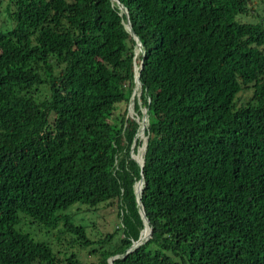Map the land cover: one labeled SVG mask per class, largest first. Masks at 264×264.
Segmentation results:
<instances>
[{"label":"trees","instance_id":"trees-1","mask_svg":"<svg viewBox=\"0 0 264 264\" xmlns=\"http://www.w3.org/2000/svg\"><path fill=\"white\" fill-rule=\"evenodd\" d=\"M120 2L0 13V264H264L263 21L238 19L250 0ZM113 205L111 232L78 221Z\"/></svg>","mask_w":264,"mask_h":264},{"label":"rangeland","instance_id":"rangeland-1","mask_svg":"<svg viewBox=\"0 0 264 264\" xmlns=\"http://www.w3.org/2000/svg\"><path fill=\"white\" fill-rule=\"evenodd\" d=\"M9 0H0V13L2 22L1 25L4 28L12 27V23L8 20L6 12L7 3ZM250 6L255 8L256 11L249 15H240L238 19L243 22H258L263 21L264 23V0H250ZM140 49V48H139ZM138 49V51H139ZM141 91L140 86H136L134 95L132 96L130 103L128 104V117L136 115L134 98L135 95L140 97ZM251 94V89L242 93L243 98H247ZM145 146H139L135 157L142 161ZM140 154V158L138 156ZM85 207H82V209ZM75 209V207H73ZM78 221L88 225V231L93 237H98L101 233L111 232L120 225V218L118 217V209L116 205L101 207L100 210H82L77 214ZM87 264H95L96 259L92 256L85 257Z\"/></svg>","mask_w":264,"mask_h":264},{"label":"water","instance_id":"water-1","mask_svg":"<svg viewBox=\"0 0 264 264\" xmlns=\"http://www.w3.org/2000/svg\"><path fill=\"white\" fill-rule=\"evenodd\" d=\"M115 1L120 5V8L122 9V11H126L125 6L120 2V0H115ZM128 29L131 31V34L134 35V36L136 37L137 41H138V40H139V37L135 34V32H134V30L132 29V26H131L130 24H128ZM138 45H139L140 50H142V47H143V46H142V43H138ZM135 81H136V85H138V84L141 85L140 75H137ZM132 99H133V97H132ZM144 121H145V119H144ZM133 157H134L136 160L139 161V159L136 158L134 155H133ZM143 182H144V178H142V179L139 181V185H138V192H139V193H140V191H141V188H142V184H143ZM139 204L142 205V202H141V198H140V196H139ZM147 221H148V218H147ZM151 234H152V229L149 231V234H148V236H147L146 238H143V236H141L137 241H135L134 244H133V247H136V246H137L142 240H147V238H148L149 236H151ZM111 263L114 264L113 258L111 259Z\"/></svg>","mask_w":264,"mask_h":264},{"label":"bare ground","instance_id":"bare-ground-1","mask_svg":"<svg viewBox=\"0 0 264 264\" xmlns=\"http://www.w3.org/2000/svg\"><path fill=\"white\" fill-rule=\"evenodd\" d=\"M144 230L146 231V234L144 233ZM143 230V232H142V236H143V238H146L148 235H147V233H148V231H149V226L146 224V227H145V229ZM149 234V233H148ZM146 235V236H145Z\"/></svg>","mask_w":264,"mask_h":264}]
</instances>
